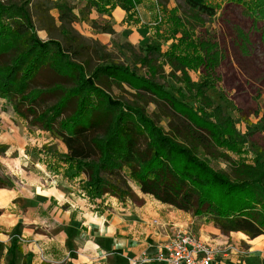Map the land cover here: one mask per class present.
Returning a JSON list of instances; mask_svg holds the SVG:
<instances>
[{
	"label": "trees",
	"instance_id": "1",
	"mask_svg": "<svg viewBox=\"0 0 264 264\" xmlns=\"http://www.w3.org/2000/svg\"><path fill=\"white\" fill-rule=\"evenodd\" d=\"M100 1L87 0L77 16L68 0H0V101L29 129L64 145L65 154L53 152L50 158L67 166L63 178L79 180L89 201L108 196L137 204L133 183L160 204L205 218L223 236H264V140L260 145L252 139L256 128L264 126H253L240 113L246 128L241 136L232 117L207 95L219 82L216 44L198 43L192 56L162 53L144 44L132 55L133 64L146 70L139 76L129 67L107 63L110 55L100 51L104 47L73 29L81 21L112 33L89 19ZM118 1L125 12L134 6V0ZM181 1L193 28L204 27L196 18L216 16L218 8L207 0ZM241 7L252 23L262 22L264 41V0ZM39 32L47 40L40 39ZM90 54L100 62L94 68ZM165 66L170 67L168 73ZM188 70L200 71L202 80L192 82ZM167 79L182 84L184 91H175L180 100L169 91ZM125 86L131 91H122ZM113 88L120 94L114 95ZM183 93L194 99L196 108L181 101ZM237 142L249 145L253 164L221 152L233 150L230 144ZM3 154L0 150V157ZM203 156L225 161L229 170H214ZM12 188L9 178H0V189ZM11 241L8 254L16 249Z\"/></svg>",
	"mask_w": 264,
	"mask_h": 264
},
{
	"label": "rangeland",
	"instance_id": "2",
	"mask_svg": "<svg viewBox=\"0 0 264 264\" xmlns=\"http://www.w3.org/2000/svg\"><path fill=\"white\" fill-rule=\"evenodd\" d=\"M68 1L75 9L74 13L79 16V11L87 0ZM251 1L253 0H207L218 10L213 19L198 17L194 20L198 24L203 23L204 27L200 29L193 28L195 23L193 24V20L187 16L189 10L181 0H134V6L127 12L117 6L120 3L118 0H103L100 1L99 10L96 11L94 8L91 10L89 19L100 27L111 29L112 33H101L92 29L90 24L81 21L74 24L73 29L87 41H95L103 46L105 50L100 51L110 55L107 63L129 67L139 76H144L146 70L133 64L132 55L138 54L144 48V44L152 45L162 53L184 52L192 56L191 49L196 48L198 43L214 42L219 50L217 52L219 66L216 68L219 82L215 90L208 91L207 95L232 117L237 132L244 136L246 128L240 121V113L247 117L253 126H264V41L261 40L263 24L252 23L249 14L241 7V3L246 4ZM51 14L56 17L57 12L54 10ZM38 36L42 40H47L43 32H39ZM172 46L173 49L170 48ZM100 51H97L98 55ZM90 55L91 67L94 68L100 62L98 56ZM85 58L86 56L81 57L80 61ZM164 71L168 73L170 67L165 66ZM187 74L194 83L203 78L200 71L188 70ZM167 83L171 87L169 91H174V97L179 99L175 91H184L182 84L173 83L170 79H167ZM112 91L114 95L120 94V90L116 88ZM122 91L131 90L125 86ZM184 95L185 99L181 101L196 108L194 99L187 94ZM195 113L200 115L197 110ZM161 125L165 127V123ZM256 129L258 130L251 138L256 144L261 145L264 140V130ZM230 146L233 150L221 148V152L226 151L234 161L253 164L255 156L249 145L237 142ZM64 148L60 141L50 139L47 133L29 129L23 120L14 115L7 102L0 101V150L4 151L3 156L0 157V178H9L13 187L19 183L11 174V169L14 170V167L8 166L10 160L21 167L27 166L30 171L35 169L34 166L39 162L51 175L63 177L67 166L59 162L58 158L56 160L50 158V154L53 152L59 154ZM203 159L214 170L226 172L229 170L225 161L212 160L207 156H203ZM130 187L133 193L139 194L136 185L130 183ZM134 196L137 198L134 199L137 203L135 205L144 204L135 193ZM193 219L189 231L198 237L195 233L206 223V220ZM228 237L231 245V242L237 244L230 239V236ZM23 258L22 254L17 253L13 259L15 264H21ZM11 259L12 256H2L0 264H8Z\"/></svg>",
	"mask_w": 264,
	"mask_h": 264
},
{
	"label": "crops",
	"instance_id": "3",
	"mask_svg": "<svg viewBox=\"0 0 264 264\" xmlns=\"http://www.w3.org/2000/svg\"><path fill=\"white\" fill-rule=\"evenodd\" d=\"M10 161L19 183L0 189V257L12 256L9 263L15 264L19 253L21 264H129L155 256L170 242L172 227L189 230L194 222L189 214L140 192L134 193L144 201L141 206L108 196L89 201L79 180L51 175L39 162L30 171ZM195 234L214 247H235L214 264H264V236L250 240L231 233L237 242L231 245L207 222ZM12 239L17 251L8 254Z\"/></svg>",
	"mask_w": 264,
	"mask_h": 264
},
{
	"label": "built area",
	"instance_id": "4",
	"mask_svg": "<svg viewBox=\"0 0 264 264\" xmlns=\"http://www.w3.org/2000/svg\"><path fill=\"white\" fill-rule=\"evenodd\" d=\"M170 242L152 258L128 260L129 264H214L235 247L211 246L201 241L188 229L172 227Z\"/></svg>",
	"mask_w": 264,
	"mask_h": 264
},
{
	"label": "bare ground",
	"instance_id": "5",
	"mask_svg": "<svg viewBox=\"0 0 264 264\" xmlns=\"http://www.w3.org/2000/svg\"><path fill=\"white\" fill-rule=\"evenodd\" d=\"M240 236H241V237H244V238L246 237V236H244L243 234H240Z\"/></svg>",
	"mask_w": 264,
	"mask_h": 264
}]
</instances>
